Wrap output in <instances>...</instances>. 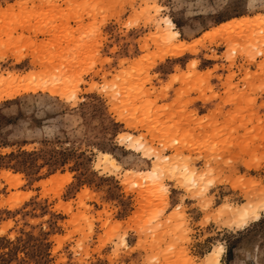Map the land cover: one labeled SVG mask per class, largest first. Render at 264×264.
<instances>
[{"label":"rangeland","instance_id":"rangeland-1","mask_svg":"<svg viewBox=\"0 0 264 264\" xmlns=\"http://www.w3.org/2000/svg\"><path fill=\"white\" fill-rule=\"evenodd\" d=\"M262 19L264 0H0V264H264ZM130 135L159 179L138 182L155 158Z\"/></svg>","mask_w":264,"mask_h":264},{"label":"bare ground","instance_id":"bare-ground-1","mask_svg":"<svg viewBox=\"0 0 264 264\" xmlns=\"http://www.w3.org/2000/svg\"><path fill=\"white\" fill-rule=\"evenodd\" d=\"M261 18H262V16H261ZM261 18L259 19L258 22H261ZM233 20L232 21L230 20L228 23H230V25H232L231 22H234ZM235 20L237 21V20H239V18L238 19L236 18ZM241 20H243L242 22H244V23H246V21H247V22H249V24L252 22L251 20L248 21L247 18H242ZM162 21H163L162 23H164L163 25H165V28L164 29L166 31L165 34H162V37H166L167 39H169V42L170 41L171 42L176 41L178 39L179 32L174 28L173 21L167 15L164 16V18H163ZM262 21H264V20L262 19ZM242 22H241V24H242ZM253 22H255V21H253ZM256 22H257V20H256ZM224 24H226V23H224ZM246 24H248V23H246ZM222 26L224 28L226 27L225 25H222ZM40 78H38L37 83H33L32 85L23 88L22 91L21 90L11 91L12 88H11V86H9L7 88V91L8 90L9 91L8 92H5V94H3V95L6 98H10L13 95L21 94L22 92L37 91V89H39V87L41 85H43V86L46 85L45 82L48 81V80L47 81L45 80V82L44 81L41 82V81H39ZM12 79L13 78H11V79L4 78L2 81L3 82H10V80H11V82H12ZM59 82H60V85H65V86H62V87H66L67 82H65L66 84H64L63 80H61ZM56 85L53 84L54 87L52 86V88H51V86L49 87L47 85L48 88L45 87V89L47 88L48 90H50L53 93L54 92H57L60 89ZM60 85H58V86L60 87ZM56 87H57L58 90H56ZM62 87H61V89H62ZM65 91H66V88H65ZM65 91H64V88H63L62 89V92H65ZM0 97H2V96H0ZM0 100H1V98H0ZM127 140L130 142L129 144H130V147L131 148L141 149V151L145 155L146 154L152 155L155 158V160H153L154 161V164H153L154 166H153L152 169L145 170V171H137L138 174L140 175V178L138 177V182L139 183L142 184L143 181L145 182L147 180H153V181L154 180H157V179H159L161 177V173L162 172H165V171L169 170V169H165L167 167V165L164 164V162L162 160V156L160 157V155H158V153L154 152L155 149L153 151H151L152 149L147 148V146L144 145L145 143H143L144 141L142 142V140H140V138H134V136L132 137L130 135V136L127 137ZM99 155L102 157L103 164L104 165H108V167L116 168V169H119L121 167L120 164L117 162V160L115 158H113L109 153H107V152H100ZM101 164H102V161H101ZM184 168H185V170H188V168L186 166H184ZM170 169L176 170L177 168H175V166L170 165ZM196 179H197L196 178V174L193 173V171H186L183 174H181V180L183 181V184H185V185H188V184H191V183L194 184L195 181H196ZM138 182L136 181V183L139 185ZM257 205L258 204H255L254 202H248V203H246V204H244V205H242V206H240L238 208L231 207L232 208V209H230L231 211L228 210V211H230V214L231 215L229 213H227L226 215L229 214L232 217V219L235 221V223H236V221H237V223H239V222L241 223L242 221L246 220L251 215H253L255 218H257L258 217V212H256V210H258L257 209ZM226 210L227 209H225V211ZM220 249L218 248L216 250V248H215L212 251H210L209 256L207 257L205 264H221V262H220V256H221V252L222 251Z\"/></svg>","mask_w":264,"mask_h":264},{"label":"crops","instance_id":"crops-1","mask_svg":"<svg viewBox=\"0 0 264 264\" xmlns=\"http://www.w3.org/2000/svg\"><path fill=\"white\" fill-rule=\"evenodd\" d=\"M168 65V64H167ZM157 69H159V70H164V71H166V70H169V65L168 66H166V64L164 63V64H159L158 65V67H157ZM199 105H200V103H198Z\"/></svg>","mask_w":264,"mask_h":264},{"label":"snow or ice","instance_id":"snow-or-ice-1","mask_svg":"<svg viewBox=\"0 0 264 264\" xmlns=\"http://www.w3.org/2000/svg\"><path fill=\"white\" fill-rule=\"evenodd\" d=\"M238 226H240V225H238Z\"/></svg>","mask_w":264,"mask_h":264}]
</instances>
